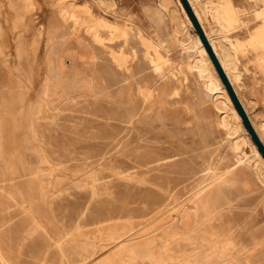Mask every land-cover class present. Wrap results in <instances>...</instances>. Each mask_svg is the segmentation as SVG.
Returning a JSON list of instances; mask_svg holds the SVG:
<instances>
[{
    "label": "rangeland",
    "instance_id": "rangeland-1",
    "mask_svg": "<svg viewBox=\"0 0 264 264\" xmlns=\"http://www.w3.org/2000/svg\"><path fill=\"white\" fill-rule=\"evenodd\" d=\"M196 1L220 2L229 8L223 13L234 9L230 17L239 12L229 18L237 22L231 26L233 41H246L264 19L257 0ZM173 2L183 17L179 3ZM70 4L129 25L127 39L108 40L103 29L111 47L103 49L81 25L74 31L75 17L63 12ZM151 11L161 13L160 24L149 17ZM167 11L161 0H0V264H118L106 261L105 253L147 235L161 236L174 255L186 256L193 246L182 239L186 228L180 209L201 186L213 189L215 225L227 226L232 238L257 257L256 264H264V175L258 177L232 149L211 94L186 69L187 54L177 47L169 53L160 49L172 70L161 71L166 84L159 87L167 99L161 110L134 119L132 103L115 102L119 92L132 89L140 107L138 84L146 79L152 85L158 78L140 37L167 42L174 27ZM20 13L23 19L17 21ZM203 18L209 29L211 13ZM187 29L194 34L189 25ZM71 31L97 57L90 69L85 62L76 65L79 84L55 86L46 81L48 38L68 35L64 50L79 53ZM110 50L125 56L128 70H120L129 75L130 84L115 83L118 77L105 73L102 85L104 69L118 71ZM250 57H239L243 71L237 88L258 127L264 123V73Z\"/></svg>",
    "mask_w": 264,
    "mask_h": 264
},
{
    "label": "bare ground",
    "instance_id": "bare-ground-1",
    "mask_svg": "<svg viewBox=\"0 0 264 264\" xmlns=\"http://www.w3.org/2000/svg\"><path fill=\"white\" fill-rule=\"evenodd\" d=\"M257 1L261 3L260 8H259L260 14L262 17H264V0H257ZM177 2L180 5V9H181V12L183 13V17L178 13L177 7L174 4L173 0H161V3L163 4V6L169 10V12L168 11L167 12L170 14L169 16L171 17V20H172L171 22H173L172 24L174 26L172 32L169 33V39L167 42L156 43L154 41L144 38L141 35H140L141 37L139 36L140 39L142 38L141 41L143 40L142 42H144V44L147 47V53L149 55H152V57L151 58L149 57V58L153 62V67H154L153 69H155V71L156 70L158 71V74H157L158 78L155 80V83L153 82L154 84L152 85L146 79L143 80L141 84L139 83L138 86L135 85V82H133L134 85L137 86V93L141 95L139 97L141 100V106L137 107L136 104L134 103L138 100V98L135 96L136 94L134 93V91H132V89L119 92V94H117V96L115 97V102L118 103V105L127 104L126 107H128V104L132 103L131 105H129V108L131 109V115L130 113L129 115L134 119L146 118L150 116L152 112L161 110L162 107L166 105L165 103L167 100L164 97L165 96L164 93L166 91L163 90L162 86L159 87L160 84H166L164 83L165 81L163 78L165 76V73L161 71L166 69L169 72H172V70H171L169 57H167L166 55H163L162 52H160V49L164 48L167 51V53H169L170 52L169 50L171 48L173 47L179 48L180 53L182 54L186 53L188 56L187 57L188 61H186L187 65L185 64L186 69L192 72L197 77V79H199L202 91L208 92L211 94L213 104L219 112L217 115L218 116L217 120L219 124L226 131V135L230 141V145L232 149L235 151L237 156H239L241 159H243L248 164H250L254 168V171L258 175V177L262 179L264 175L263 173L264 172L263 171L264 158L260 156L261 153L258 154L257 153L258 151L256 152L255 149L257 147L254 148V145H253L254 142L249 132L247 131L240 114L235 108L227 89L225 88L221 78L219 77L217 70L215 69V66L209 54L207 53V50L203 42L201 41V38L199 34L197 33L181 0H177ZM189 2L197 18L199 19V22L201 23L217 57L219 58V61L221 65L223 66V69L225 70L245 110L247 111L254 128L256 129L259 137L264 143V123H261V125L257 127V124H255V122L253 121L245 105V102H243V100L241 99L239 90L237 88V82L240 79V76L242 74L241 72L243 71V70L241 71L240 69L241 67H239L240 55L246 56L251 53L253 55V58L250 57V59L252 58L254 61L253 62L254 65L260 71L264 73V19H263L262 24L259 26V28H256L253 32L249 34V36H247L248 38L246 39V41L245 40L244 42L243 41L241 42L238 40L233 41L230 38L231 26L236 25L237 22H233L232 24L231 23L232 20H230L229 18H234L235 16L238 17L239 15H237V12H238L237 10H236L237 11L236 15H234V17H230L228 13L233 11L234 9L232 10L230 9L231 11L226 12L227 14L223 13L222 10L224 9V12H225L226 7H223L225 6L224 4L223 6H221L220 2L216 1L218 4L213 1H212L213 3L208 2L204 4H200L196 0H189ZM57 3L58 2H56V4ZM22 9H23V6H22ZM63 9H64L63 12L65 15L68 14L70 16L75 17L74 18L75 22L73 21L74 23L72 24L73 25L72 27H74V31L79 30L77 29L78 25H81V27L85 29L84 32L87 31V33H89L92 36V39L95 41V43H98V45L102 46L103 49L111 48L110 46L105 44L106 37H104L103 33H101V30L103 29L107 30L110 34L109 35L110 37L108 38V40L113 39V38L117 39L121 37L124 38L125 40L127 39L125 37L128 34L129 25L128 26L124 25L122 27L116 24V22L107 20L104 17L102 18L98 16H92L90 12V8L86 6L76 7L73 4H70V5L65 6ZM226 9L228 10L229 8L227 7ZM208 12L211 13L212 18L214 20V24L210 25L211 28L209 26V29L206 27V23L204 22V18H203V15H206ZM233 12L235 14V11ZM149 17L156 24H160L162 21V15L158 11H151L149 14ZM22 19H23V15L21 13L19 15L17 14L16 20L22 21ZM187 25H189L190 28L193 29L194 31L193 35H191L190 32L188 31ZM243 26L244 25H242V27ZM71 34L74 35L76 33H73V31H71ZM76 36H77V42L80 45V49H81V52L79 53L78 52H66L64 50L63 43L68 38V35H62L60 38H58V37H54L53 34H51L50 37L48 38L49 39L48 74L46 76V81L48 83H52L55 86L58 85V86H63V87L66 85L73 86L75 83L79 84L80 81L82 80L80 78L81 71L79 70L76 71L74 69L76 65H78L79 63L85 62L84 64H86L89 69L93 66L94 58L97 57V54H95V49L93 47H90L89 44L84 41V39L79 38L80 37L79 35L76 34ZM111 50L110 52L111 53L113 52L112 61L117 65L116 67H118L117 68L118 71L114 73L113 69L111 70L104 69L103 70L104 73L99 74V76L102 78L101 79L102 85L106 83L105 82L106 76L104 75L105 73L110 74V77H112L113 79H116L118 77V80L115 81V83L126 82L127 84H130L126 77L127 74L124 73L125 75H123L122 72L124 71L121 72L122 67H125L128 70V66H124V64H126L125 61H123L125 60V56L123 57L122 55H120L121 53L120 54L114 53L116 51H111ZM84 56H87L85 58L86 60L85 59L80 60ZM68 60H70L69 63H68ZM67 66L70 67L68 69L69 71L68 73H67V68H66ZM179 67L180 66H178L177 68ZM85 72H86L85 73V76H86L88 74L87 70H85ZM179 73L181 75L184 74V70L180 69ZM120 75L122 77H120ZM137 81H138V78H137ZM199 91L200 90L198 89L197 93ZM174 92L176 93V91ZM171 95H174V93H172ZM201 95H203V92L201 93ZM207 101L209 100L207 99ZM167 107H168V104H167ZM159 118L160 120L158 121L160 123L163 118L162 119L161 117ZM132 140H135V139H132ZM211 190H209L207 187H204V186L198 187V189L190 197L189 202L187 201L186 205L180 209L181 221L183 223L182 225L185 226L186 228L185 231L183 232V236L182 234L180 236H182V239L188 240L191 243V246H193L190 254L183 256V257L176 256L174 255V253H172L171 250H169L170 243L162 242V239L160 238L161 236L159 235L145 236L144 235L145 237L143 238L145 239L138 240L133 244H127L126 240L124 243L122 242L120 244H117L111 251L105 253L104 259L109 262H118V264H130V263L131 264H142V263L160 264L161 261H168L171 264H254V263L256 264L257 257L254 256V254H252L251 251L248 252L250 249L249 250L246 249L247 247L245 248L244 245L239 244L235 239L232 238L231 234L233 233L227 226L221 224L222 227L221 226L218 227L217 225H215L214 221L217 218L216 217V212H217L216 205L217 204L215 203L214 198L212 196L213 192L212 194L210 192ZM217 198H215L216 201H217ZM254 237L256 238L257 236H254ZM142 247H144V249H142ZM253 247H250V248L253 249Z\"/></svg>",
    "mask_w": 264,
    "mask_h": 264
},
{
    "label": "water",
    "instance_id": "water-1",
    "mask_svg": "<svg viewBox=\"0 0 264 264\" xmlns=\"http://www.w3.org/2000/svg\"><path fill=\"white\" fill-rule=\"evenodd\" d=\"M181 2L183 4L185 10L187 11L197 33L199 34L201 41L203 42V44L207 50V53L209 54L214 66H215V69L217 70L219 77L221 78L225 88L227 89L229 96H230L231 100L233 101L235 108L237 109L238 113L240 114L247 131L249 132L254 144L256 145V147L258 149V151L264 157V143L261 140V138L259 137L256 129L254 128L247 111L245 110L239 96L237 95V92L235 91V88L233 87V85H232L230 79L228 78L225 70L223 69V66L221 65L219 58L217 57L211 43L209 42V39H208L201 23L199 22V19L197 18L189 0H181Z\"/></svg>",
    "mask_w": 264,
    "mask_h": 264
}]
</instances>
